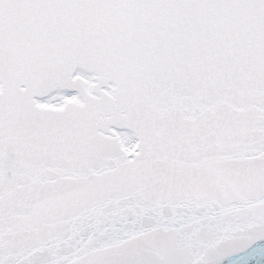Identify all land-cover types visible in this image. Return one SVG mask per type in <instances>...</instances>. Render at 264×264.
Segmentation results:
<instances>
[{
  "label": "snow or ice",
  "instance_id": "1",
  "mask_svg": "<svg viewBox=\"0 0 264 264\" xmlns=\"http://www.w3.org/2000/svg\"><path fill=\"white\" fill-rule=\"evenodd\" d=\"M0 264H264V0H0Z\"/></svg>",
  "mask_w": 264,
  "mask_h": 264
}]
</instances>
